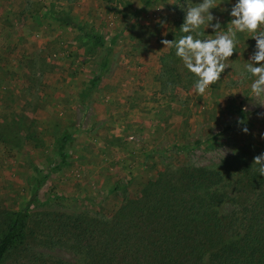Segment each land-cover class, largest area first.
Masks as SVG:
<instances>
[{
	"label": "rangeland",
	"instance_id": "1",
	"mask_svg": "<svg viewBox=\"0 0 264 264\" xmlns=\"http://www.w3.org/2000/svg\"><path fill=\"white\" fill-rule=\"evenodd\" d=\"M177 3L191 6V0H0V234L4 216L29 198L32 168L56 160V140L70 137V165L50 173L29 209L23 245L3 264H90L89 250H75L77 231L62 224L75 216L107 219L140 198L166 166L215 167L246 146L264 145V96L251 94L243 67L255 40L238 33L228 67L197 95L175 49L161 43L184 35ZM230 7L210 10L224 30L230 17L220 9ZM58 12L102 34L106 50L90 48L78 30L54 19ZM199 31L201 39L215 35L204 26ZM105 56L107 69L82 97Z\"/></svg>",
	"mask_w": 264,
	"mask_h": 264
},
{
	"label": "trees",
	"instance_id": "2",
	"mask_svg": "<svg viewBox=\"0 0 264 264\" xmlns=\"http://www.w3.org/2000/svg\"><path fill=\"white\" fill-rule=\"evenodd\" d=\"M54 19L78 30L90 48L106 50L102 34L76 25L61 12ZM108 63L105 56L101 72L91 78L82 97L98 85ZM69 140L62 134L56 140L57 159L43 169L32 168L28 200L4 216L0 264L23 245L29 209L50 173L70 165ZM249 148L215 167L166 166L140 198L129 199L107 219L75 216L71 225L62 226L77 231L75 250H89L90 264H264V176L253 162L264 145L247 153Z\"/></svg>",
	"mask_w": 264,
	"mask_h": 264
},
{
	"label": "clouds",
	"instance_id": "3",
	"mask_svg": "<svg viewBox=\"0 0 264 264\" xmlns=\"http://www.w3.org/2000/svg\"><path fill=\"white\" fill-rule=\"evenodd\" d=\"M230 4V19L224 30L219 18L210 11L221 4ZM178 4V3H177ZM184 12L183 23L179 30L181 35L176 40H162L163 46L175 49V56L193 80L194 92L202 95L220 79L238 43L237 34H245L255 40L249 58L245 60L244 70L250 74V91L255 97L264 96V0H226L218 4L216 0H197L191 6L179 5ZM163 8V7H162ZM215 19V23L213 20ZM163 24V21H160ZM201 26L210 28L215 33L211 38H198ZM247 133L248 129H242ZM258 165V173L264 176V152L253 158Z\"/></svg>",
	"mask_w": 264,
	"mask_h": 264
},
{
	"label": "crops",
	"instance_id": "4",
	"mask_svg": "<svg viewBox=\"0 0 264 264\" xmlns=\"http://www.w3.org/2000/svg\"><path fill=\"white\" fill-rule=\"evenodd\" d=\"M76 25H78V24H76ZM156 56H157L158 58L154 57V63L159 64V59H160L159 57H160V56H159V54H156ZM155 68L157 69L158 66H156Z\"/></svg>",
	"mask_w": 264,
	"mask_h": 264
}]
</instances>
